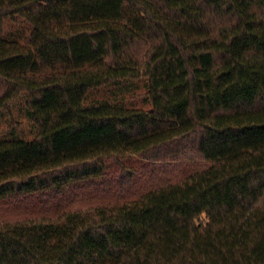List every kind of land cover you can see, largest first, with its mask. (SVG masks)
I'll use <instances>...</instances> for the list:
<instances>
[{"label": "trees", "instance_id": "obj_1", "mask_svg": "<svg viewBox=\"0 0 264 264\" xmlns=\"http://www.w3.org/2000/svg\"><path fill=\"white\" fill-rule=\"evenodd\" d=\"M3 22L25 31L0 35V110L25 94L37 133L0 139V200L123 191L96 181L133 158L167 174L129 201L0 221V264H264V0H0ZM140 78L148 112L85 103Z\"/></svg>", "mask_w": 264, "mask_h": 264}, {"label": "rangeland", "instance_id": "obj_2", "mask_svg": "<svg viewBox=\"0 0 264 264\" xmlns=\"http://www.w3.org/2000/svg\"><path fill=\"white\" fill-rule=\"evenodd\" d=\"M24 28L11 22L0 23V35L4 38H15L22 36ZM147 81L145 78L138 80H122L89 91L85 103L98 101H107L110 103H119L125 107L150 111L151 105L147 96ZM37 133L34 124L29 120L26 108V95L21 94L12 100L8 107L0 110V139H23L31 141ZM192 161H197L192 163ZM186 162V163H185ZM189 164H193L190 166ZM201 160L195 158L185 159L182 167L173 175L184 177L202 166ZM161 165L158 162H151L146 159L133 158L124 162L125 172L120 174V167L113 163L108 164V168L98 184L102 180L112 183H124L125 178L130 177V182L125 184L123 191L98 192L92 193L86 191L81 195L73 197L70 201L51 202L52 204H43L30 208L17 206L12 203H4L0 200V221H13L26 218H55L59 213L75 209L88 208L100 204H115L129 201L137 197L147 188H153L161 185L166 180L167 173L159 174L156 166ZM42 203V204H41ZM201 217V221L204 222Z\"/></svg>", "mask_w": 264, "mask_h": 264}]
</instances>
